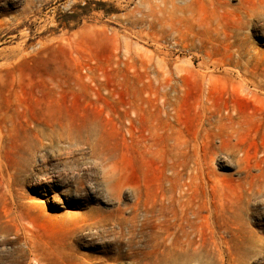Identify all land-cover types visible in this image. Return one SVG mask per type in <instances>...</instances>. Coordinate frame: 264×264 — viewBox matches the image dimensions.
Masks as SVG:
<instances>
[{
	"label": "rangeland",
	"instance_id": "obj_1",
	"mask_svg": "<svg viewBox=\"0 0 264 264\" xmlns=\"http://www.w3.org/2000/svg\"><path fill=\"white\" fill-rule=\"evenodd\" d=\"M238 1L0 0V264H162L177 235L143 210L177 179L174 130L192 153L202 73L240 128L187 191L207 258L166 264H264V86L238 81L264 79V0ZM154 73L183 75L176 110Z\"/></svg>",
	"mask_w": 264,
	"mask_h": 264
},
{
	"label": "bare ground",
	"instance_id": "obj_2",
	"mask_svg": "<svg viewBox=\"0 0 264 264\" xmlns=\"http://www.w3.org/2000/svg\"><path fill=\"white\" fill-rule=\"evenodd\" d=\"M177 1H179L180 4L183 5V8L184 7L188 8V2H190V0H177ZM228 1L229 0H214V3H215L214 5L217 8H224V11H225V9L227 7L230 6L229 7L230 9L232 7L231 5H229ZM241 1H242V3H245V2H243V0H239L237 2V4L239 3L240 5H242ZM208 2H209V0H208ZM253 3H254V1H253ZM208 4H210V3H208ZM237 4L233 6L234 8H232V11L236 7H238ZM172 5H173V2H172ZM249 5H250L251 9L247 8V6H245V8H247L249 11L252 10L251 12H254L256 10V8H252V7H254L253 6L254 4L251 5V3H250ZM179 7H182V6H179ZM239 8L240 7H238V9ZM242 9L244 10V4L242 6ZM247 9H245V10H247ZM227 10H229V9H227ZM247 11L246 12L242 11V12L246 16L247 15L250 16V13H247ZM242 12L239 11V14H242ZM257 12L259 13V11H257ZM260 12H261V10H260ZM232 14L234 16V12H232ZM243 18L238 16V18L235 20V24H233L234 25L233 29H237L238 27H240V24H242ZM245 26H246V24H245ZM216 31H217V29H216ZM236 31L235 32L231 31L230 35L228 34L229 35L228 37L230 38V41H229L230 46H235L234 45L235 41L232 40V38L237 36ZM237 33H239V32L237 31ZM239 46L237 44V48H239ZM173 76H175V75L171 74L170 76H164L161 73H154L153 75H150L147 77V80H148L147 88L149 90V95H159L161 98L164 99V102H165L167 107H170L173 110H176L178 98L182 93H184V91L181 90L179 88V85H178V80H182L183 75L177 74L178 79L174 78ZM200 80H201V83L204 87V91L202 93L203 102L200 103V105H202V112L204 114L203 115L204 125L200 129V134L196 135V137H195L196 143H193V141H192V145H191L192 153L190 156H187V157L181 156V154H180L181 149L184 152V149L186 147L188 148V146L180 139L178 131L174 130V132H175L174 133L175 134L174 141H175V146H176L177 152H176V155L174 156L175 157V160H173L174 163L172 162L173 165H170V167L173 166V168L175 170L174 173L177 176V179L173 185L168 186L167 188L162 190V193H161L162 195L158 199V203H157L158 207L156 209V213H155L154 209H152L149 212L148 209H150V208H148V209L144 208V210H143V213H144L143 216L145 219L155 217L156 219L160 220L162 225L165 227L166 231H170L173 235L174 234L177 235V236L175 235L176 237H175L174 241H172L170 250L168 251L169 248L167 249V251H168L166 254L167 256L164 258L162 264H166V262H168L169 260L178 261V263H179V262H183L185 260H189V259L191 260V258L192 259H198V261L205 260L207 258L206 250H204V249H206V247L202 250L203 252L200 255H198L199 253H197V254H196V252L194 253V251H192V252L189 251V249L194 245L195 241L193 242L191 239H189L188 235L190 234V232L193 229L194 220L199 216V212L197 211L198 209H196L194 207V205L191 201L192 199L188 196L187 191H189L190 187L192 186L191 184L193 183V181H195L194 179H196V177L199 175V173L203 172L204 164L206 161L205 156L207 153H209V150L210 149L211 150L212 149L222 150L225 146H227V142L230 143L231 140L236 141L238 129L240 128V126H239L240 121L235 117L234 113H228L226 115L223 113L224 111H227L226 108L222 109L220 106H216L211 102V95H212L211 90L216 88L218 78L212 74L208 75V74L202 73L200 76ZM166 81H168V82L166 83ZM238 81L241 83H244V85H252L254 87L264 86V79H262V78L261 79L259 78L257 80H255V79H250V80L238 79ZM186 92H187V90H186ZM255 94L256 93H254V95ZM36 140L38 141L40 139L38 138ZM45 140H48V138ZM39 142L40 141H38V143ZM188 143H190V142H188ZM230 145L231 144H229L228 146H230ZM33 146L35 147L36 145L34 144ZM95 149H99V148H97V146H96ZM93 155H94V153H93ZM66 168H68V167H66ZM184 171H187L186 172L187 178L184 177V179H182L181 172H184ZM182 174H184V173H182ZM246 177H248V179H249V180H247V182H248V181H250L249 177L254 178V177H256V175L246 173L244 175V177L242 178V180L245 179ZM180 180L182 182H180ZM255 180L256 179H253V181H255ZM241 182H243V181H241ZM250 182H249L250 186L252 185V183L255 184L254 182H251V184H250ZM244 185H245V183H244ZM254 186H255V189L257 191L259 189H261V185H259L257 183ZM251 189H252V187H251ZM192 195H193V192H192ZM155 198H157V197H155ZM135 202H136V204H138L139 199L137 198ZM154 203H156V202L154 201ZM154 206H156V205H154ZM178 234L181 238L178 236ZM204 243H205V241H204ZM203 246H206V245L203 244ZM198 249H200V247ZM159 260H161V259H159ZM203 262H205V261H203ZM168 263H170V262H168Z\"/></svg>",
	"mask_w": 264,
	"mask_h": 264
}]
</instances>
